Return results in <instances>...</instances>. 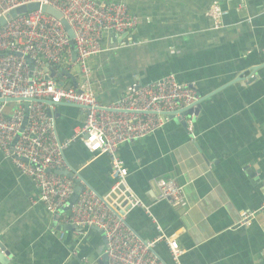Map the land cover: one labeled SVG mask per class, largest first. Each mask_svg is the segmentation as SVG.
I'll return each instance as SVG.
<instances>
[{
	"label": "crops",
	"instance_id": "0c3cea01",
	"mask_svg": "<svg viewBox=\"0 0 264 264\" xmlns=\"http://www.w3.org/2000/svg\"><path fill=\"white\" fill-rule=\"evenodd\" d=\"M118 1L139 24L128 35L106 36L105 51L91 59L100 100L110 103L132 83L170 73L202 99L192 131L170 119L119 145L126 183L151 212L134 208L129 227L147 241L159 236L158 224L167 238H177L182 264H264V0ZM214 1L229 10L220 27L208 15ZM12 107L6 106L8 114ZM55 113L60 140L86 117L84 107L70 103L57 105ZM64 155L80 182L101 196L112 190L107 154L91 153L77 139ZM162 179L183 187V203L159 199ZM37 196L34 181L0 150V240L13 255L11 264H102L101 233L55 221L43 203H33ZM242 211L257 215L239 225ZM154 253L174 264L164 240Z\"/></svg>",
	"mask_w": 264,
	"mask_h": 264
},
{
	"label": "built area",
	"instance_id": "2783aa9c",
	"mask_svg": "<svg viewBox=\"0 0 264 264\" xmlns=\"http://www.w3.org/2000/svg\"><path fill=\"white\" fill-rule=\"evenodd\" d=\"M30 2L61 11L74 32V46L62 20L41 8L12 18L0 28V94L19 99L12 103L10 114L6 113L10 103H0V150L34 181L38 196L33 203H43L55 221L76 229L98 226L105 232L108 264H164L154 253L161 240L167 243L174 264H182L184 250L177 238H167L158 224L159 236L147 241L129 227L126 218L134 208H144L149 215L151 212L127 185L128 168L118 148L163 127L170 120L167 113L176 112L175 118L185 120L192 131L196 114L183 116L178 110L194 105L198 94L170 73L146 83L134 82L118 99L103 103L91 79L90 61L105 51L106 36L132 33L139 24L138 17L126 2L118 0H0V17ZM228 13L217 1L208 10L217 27ZM48 64L57 72L69 71L77 85L67 84L71 78L66 74L52 76L46 69ZM21 99H28L29 104ZM61 103L80 105L86 113L83 125L65 140L58 137L55 118ZM77 139L91 153L110 157L115 183L107 195L100 197L80 182L83 190L70 206L77 176L69 177L58 170L69 168L64 151ZM158 186L159 199L175 205L184 202L183 187L175 180H159ZM256 215L257 211H242L239 225L249 224Z\"/></svg>",
	"mask_w": 264,
	"mask_h": 264
},
{
	"label": "water",
	"instance_id": "95a60500",
	"mask_svg": "<svg viewBox=\"0 0 264 264\" xmlns=\"http://www.w3.org/2000/svg\"><path fill=\"white\" fill-rule=\"evenodd\" d=\"M41 8L42 11H44L45 13H48V14H51L59 19L62 20L63 24H64V27L67 31V34L68 36L70 37L71 39V45L74 46V32L69 24V22L63 18V15L61 13V11H59L58 9H56L55 7L51 6V5H40V3L38 2H30L28 4H25V5H20V6H16L14 8H12L11 10L5 12L1 17H0V28L2 26H4L6 24V22L12 18H16L17 16L19 15H22V14H25L27 12H31L33 10H37ZM125 35H128L129 33L128 32H125L124 33ZM75 58V57H74ZM29 63L32 65L33 62L28 59ZM46 69L51 71V75L54 76L55 74L58 75V77H62L64 74H66L68 77H70L72 79V81L74 82V86H76V79L75 77H73V75L67 71V70H63L62 72H57L53 67H51L49 64L46 66ZM47 79L50 78V76H47L46 77ZM249 78H254V75L251 74ZM241 79H244L243 78V74L240 75L237 80H241ZM60 84L61 85H64V82L63 81H60ZM25 101V105L27 106L29 104V100L28 99H21V101ZM16 101H19V99H15V98H3L1 97V94H0V103H4V102H7V103H13V102H16ZM48 104H50V101L47 100ZM201 102H202V99H198V101L194 104V105H191V106H188V107H184L180 110H178L183 116H186L188 114H191V113H195L197 114V112L199 111V108L201 106ZM196 106V107H195ZM82 107V106H81ZM6 113H9L7 110H6ZM48 114L49 115H52V111L49 109L48 110ZM175 114L176 112H172V113H167L168 117L170 119H177L179 120V118H175ZM182 123V125H184L185 127H187V123L185 120H182L180 121ZM58 172L60 174H63V175H66V176H69V177H73L75 172L72 170V169H60L58 170ZM80 179L81 178H75V189H74V193L72 195V197L69 199V205L72 206L76 201L77 199L79 198L82 190H83V187L80 183ZM98 194V193H97ZM100 197L101 195L98 194ZM67 226H69L70 228H76L74 225L72 224H67ZM63 228V227H61ZM93 229L99 231L102 235V238H103V245L100 247L99 249V253L102 254V258L100 260V262L102 264H108V257H107V254L105 253L106 251V248H107V239H106V235H105V232L99 228L98 226H92ZM13 255L12 253L6 248L5 244L3 243L2 240H0V264H11V259H12Z\"/></svg>",
	"mask_w": 264,
	"mask_h": 264
},
{
	"label": "rangeland",
	"instance_id": "374dc122",
	"mask_svg": "<svg viewBox=\"0 0 264 264\" xmlns=\"http://www.w3.org/2000/svg\"><path fill=\"white\" fill-rule=\"evenodd\" d=\"M77 69H79V67H77Z\"/></svg>",
	"mask_w": 264,
	"mask_h": 264
}]
</instances>
